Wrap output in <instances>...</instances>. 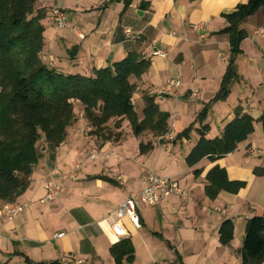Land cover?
<instances>
[{
	"label": "crops",
	"instance_id": "crops-1",
	"mask_svg": "<svg viewBox=\"0 0 264 264\" xmlns=\"http://www.w3.org/2000/svg\"><path fill=\"white\" fill-rule=\"evenodd\" d=\"M246 2L37 1L35 10L43 11L41 58L58 72L91 77L128 53L149 61L145 74L133 80L134 110L141 121L151 98L168 115L163 135L170 133L171 140H164L168 147L162 149L152 130L135 135L124 120L116 129L119 138L98 146L100 138L90 134L92 127L76 103L77 119L64 141L57 147L44 144L27 190L15 200L27 208L10 221L0 217V264L6 258L17 264H117L111 249L123 240L133 247L132 260L125 262V257L123 264H242L247 222L264 216V7L240 25L245 38L234 59L237 77L224 99L215 97L231 57L226 16ZM55 8L66 12L63 28L51 21ZM157 50L165 56L153 55ZM171 80L181 84L164 93ZM237 109L253 119V132L231 153L189 167L186 157L199 141L196 130L208 126L207 138L219 137ZM214 166L243 187L208 197L206 175ZM152 174L178 180L188 199L173 196L158 205L140 204L141 227L124 218L125 233L117 235L116 209L139 193ZM47 181L60 183L63 190L57 200L40 203ZM225 221L232 222L233 231L223 244L219 230Z\"/></svg>",
	"mask_w": 264,
	"mask_h": 264
},
{
	"label": "trees",
	"instance_id": "trees-1",
	"mask_svg": "<svg viewBox=\"0 0 264 264\" xmlns=\"http://www.w3.org/2000/svg\"><path fill=\"white\" fill-rule=\"evenodd\" d=\"M38 0H0V201L14 202L29 186V178L38 161L37 143L44 138L51 147L59 146L66 137L67 128L77 117L75 104L83 108V115L92 127L91 135L111 139L107 124L114 122L119 129L127 120L135 135L146 129L161 136L165 131L167 114L159 112L151 98L147 99L140 121L133 104L135 79L141 78L149 61L136 53L112 65L94 70L91 77L63 74L45 64L41 58L44 27L42 10H35ZM129 3L130 0H125ZM264 0H247L226 16L229 26L231 57L221 90L215 100L224 99L229 83L236 78L234 59L240 52L245 32L240 25L259 8ZM204 111L198 117L202 121ZM264 121V115L260 118ZM253 119L240 109L221 135L207 138L208 126L197 129L199 141L186 157L189 167L204 158L215 161L235 150L237 145L253 132ZM190 128L183 132L187 136ZM195 170L194 174H198ZM205 188L213 198L221 190L237 193L243 183L230 181L226 172L214 166L206 175ZM233 225L225 221L219 230L221 242L232 238ZM117 264L132 260L133 247L123 240L111 249ZM264 262V216L248 220L242 247V264ZM46 264H60L50 262Z\"/></svg>",
	"mask_w": 264,
	"mask_h": 264
},
{
	"label": "built area",
	"instance_id": "built-area-1",
	"mask_svg": "<svg viewBox=\"0 0 264 264\" xmlns=\"http://www.w3.org/2000/svg\"><path fill=\"white\" fill-rule=\"evenodd\" d=\"M51 21L59 28H63L67 24V15L61 9L55 8L51 12ZM155 56H165L161 51H155ZM181 84L180 80H171L163 87L164 93L171 89L178 87ZM171 140L170 133H165L158 137V143L162 148H166L164 140ZM257 149H252V153H258ZM95 157V156H94ZM103 158V156H102ZM44 196L39 200L40 203H50L57 200L62 193L63 186L54 181H47L44 183ZM177 197L182 202L188 199V193L180 186L178 180L172 177H158L150 175L145 180V186L139 193L131 194L115 211L116 223L114 224V231L117 235L124 234V230L120 225V221L127 218L135 228H140V218L137 208L140 204L144 205H158L169 197ZM27 208L26 203L10 202L0 207V217L7 220H12ZM59 236L63 233L58 234Z\"/></svg>",
	"mask_w": 264,
	"mask_h": 264
},
{
	"label": "rangeland",
	"instance_id": "rangeland-1",
	"mask_svg": "<svg viewBox=\"0 0 264 264\" xmlns=\"http://www.w3.org/2000/svg\"><path fill=\"white\" fill-rule=\"evenodd\" d=\"M76 110V109H75ZM113 125H114V122L113 123H111L110 125H109V131H107L106 132V134L108 133V132H110L111 133V139L112 140H117L119 137V135H117V131H116V129L113 127ZM98 138H100V137H98ZM102 141H104L103 140V138H100V139H98V142H97V145L99 146L100 144H101V142ZM44 144H46V141H45V139L44 138H42L38 143H37V148L39 149V151H38V153L39 152H41V153H44L46 150H45V147L46 146H44ZM159 145H160V148H162L161 146V144L159 143ZM42 146V147H41ZM167 145H166V148L165 149H167ZM162 149H164V148H162ZM4 204H6L5 202H3V201H0V207L2 206V205H4ZM2 264H17V263H14V261L13 260H9V259H5L3 262H2Z\"/></svg>",
	"mask_w": 264,
	"mask_h": 264
}]
</instances>
